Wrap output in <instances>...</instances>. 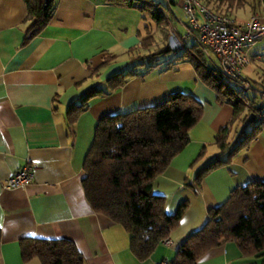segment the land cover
Returning a JSON list of instances; mask_svg holds the SVG:
<instances>
[{"label": "crops", "instance_id": "0c3cea01", "mask_svg": "<svg viewBox=\"0 0 264 264\" xmlns=\"http://www.w3.org/2000/svg\"><path fill=\"white\" fill-rule=\"evenodd\" d=\"M256 2L258 11L251 6ZM181 3H162L170 21L161 27L170 28L163 47L174 53L150 58L154 42L142 49L140 41L147 33L155 41L161 28L135 8L104 0H55L49 23L24 41L29 25L25 0H0V264H41L38 258L23 261L20 242L27 238L71 241L85 264H171L186 238L204 226L209 209L223 204L237 186L264 182L263 128L227 165L195 185L196 170L220 153L215 137L229 124L232 107L219 99L190 63L175 61L190 44L172 23V18L179 19L176 11L182 13ZM223 7L235 19L241 13L239 22L256 15L264 23V0H244L241 8ZM108 56L113 59L102 65ZM204 59L213 66V61ZM126 71L136 75L109 90L107 79ZM92 89L107 94L89 98L69 123V107L79 105ZM173 93L196 101L200 119L188 131V144L155 178L152 191L165 199L167 215H174L181 204L185 209L168 238L146 259L138 260L130 250L129 234L88 204L82 187L83 163L99 119L158 105ZM245 115L246 111L230 126L228 146L238 140ZM28 163L38 166L30 185L3 187ZM262 260L261 254L245 256L234 242H222L196 264H262Z\"/></svg>", "mask_w": 264, "mask_h": 264}, {"label": "trees", "instance_id": "16d2710c", "mask_svg": "<svg viewBox=\"0 0 264 264\" xmlns=\"http://www.w3.org/2000/svg\"><path fill=\"white\" fill-rule=\"evenodd\" d=\"M104 1L144 12L157 27H166L170 23L165 7L153 0ZM203 1L214 8H241L244 5V0ZM25 3L29 25L24 41L39 34L49 23L55 0H25ZM152 42L150 35L141 39L140 47L147 49ZM160 53L169 55L174 51L164 47L148 56L154 58ZM112 59L106 57L102 65ZM181 60L190 63L219 99L232 107L229 124L215 137L219 155L195 172L194 182L198 186L206 174L227 165L264 128V105H255L254 98L247 104L226 85L215 67L205 62L202 52L194 45L175 58V61ZM135 75L133 71L112 75L107 79L109 90L123 85L126 79ZM98 94L107 93L92 89L81 98L79 105H71L67 113L68 122L72 124L85 109L86 101ZM244 111L246 115L242 122L250 129L245 131L244 125L238 140L228 146L230 126ZM200 114V105L190 96L173 93L158 105L107 115L96 124L94 138L83 163L84 195L95 213L108 217L129 234L130 250L138 260L146 259L161 241L168 238L185 209V204H181L174 215H167L165 199L153 193L152 185L188 144V131L198 122ZM222 242H234L245 256L261 254L264 264L263 181H251L235 187L223 204L209 209L204 226L186 238L171 264H196L202 254ZM20 246L23 261L38 258L41 264H85L83 256L68 240L27 238L21 240Z\"/></svg>", "mask_w": 264, "mask_h": 264}, {"label": "built area", "instance_id": "2783aa9c", "mask_svg": "<svg viewBox=\"0 0 264 264\" xmlns=\"http://www.w3.org/2000/svg\"><path fill=\"white\" fill-rule=\"evenodd\" d=\"M181 10L185 18L183 39L201 51L204 58L213 61V67L226 85L247 104L254 98L264 105V88L254 86L243 73L244 67L260 59L249 50L264 36V23L256 15L244 22L236 21L225 7L214 8L203 0H182ZM248 91L252 92L250 98L246 94ZM37 168V164L28 163L17 169L4 181L3 187L16 189L30 185Z\"/></svg>", "mask_w": 264, "mask_h": 264}, {"label": "rangeland", "instance_id": "374dc122", "mask_svg": "<svg viewBox=\"0 0 264 264\" xmlns=\"http://www.w3.org/2000/svg\"><path fill=\"white\" fill-rule=\"evenodd\" d=\"M156 2L160 3L161 5H163L162 4L163 0H156ZM211 6H213V5H211ZM251 6H254L257 11L260 8V7H258V2H256L255 4H253ZM246 7L247 8H245V9H247L248 11H249V9H252L250 7V5H248ZM176 12H177L176 16H178L179 19L176 20L177 18H175V17L172 18V23H173V25L176 26L177 33L180 36V34L183 35V33H184L182 22L185 21V18L184 17L182 18V16H183L182 13H180L178 11H176ZM242 17H243V15L240 13V14H238V17H236L237 18L236 20H238V21L242 20ZM159 28H161V27H159ZM169 29H170L169 27L167 29L161 28V30H159L158 32H156V34H154V40L155 41H153L154 45L150 47V49H149L150 51L158 52L162 48H164L163 46H166V44L164 42H165V39L167 38V35H168L167 32H168ZM163 30L166 31V33ZM148 36H150L149 33H147L146 37H148ZM153 42H152V44H153ZM254 44L255 45H253L252 48H251L252 52H254L252 54L253 55L254 54L259 55L260 59L259 60L255 59L251 63H249L246 67H244L243 68V73L248 78L251 79V81L253 82L254 86H258L259 88L260 87L264 88V36L261 39H259L258 41H256ZM190 46H191V43L189 45H187V47H190ZM145 53H146V51H145ZM167 55L160 53L157 56L162 57V56H167ZM165 68H166V66L163 67V69H165ZM246 94H247L248 98H250L252 96V92H250V91L246 92ZM259 104H260V102L256 101L255 105L258 106Z\"/></svg>", "mask_w": 264, "mask_h": 264}]
</instances>
